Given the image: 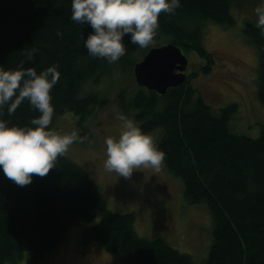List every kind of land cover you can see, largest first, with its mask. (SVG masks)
Masks as SVG:
<instances>
[{
    "label": "trees",
    "instance_id": "trees-1",
    "mask_svg": "<svg viewBox=\"0 0 264 264\" xmlns=\"http://www.w3.org/2000/svg\"><path fill=\"white\" fill-rule=\"evenodd\" d=\"M257 1L180 0L174 15L159 16L154 43L194 51L206 64L201 70L208 72L202 24L229 27L234 23L232 8ZM91 32L88 24L72 21L71 0H0V68L16 70L23 61L24 68L34 67L39 73L56 66L60 78L50 92V127L69 112L77 132L88 133L89 141L90 118L106 102L105 77L132 71L140 56L154 47L153 43L140 48L125 36L126 54L109 64L84 48ZM242 34L255 51L253 92L264 104V33L248 21ZM33 48L38 51L29 61L25 53ZM187 82L188 77L163 95L138 89L119 110L142 132L156 131L154 140L165 153L167 171L182 183L185 204H200L206 211L210 241L200 263L161 237L137 235L135 215L109 209L97 184L66 156L25 187L5 177L0 168V264H17L23 257L39 264L62 243L70 227L96 218L81 230L80 241L97 242L116 255V264H264V124L257 137L232 133L227 123L237 115V105L215 112L202 97H195ZM38 115L27 101L12 115L7 106L0 110V120L9 126H31ZM85 144L89 142L81 143Z\"/></svg>",
    "mask_w": 264,
    "mask_h": 264
},
{
    "label": "rangeland",
    "instance_id": "rangeland-1",
    "mask_svg": "<svg viewBox=\"0 0 264 264\" xmlns=\"http://www.w3.org/2000/svg\"><path fill=\"white\" fill-rule=\"evenodd\" d=\"M260 4H264V0L257 1V5L245 3L243 9L232 8L230 13L234 23L229 27L211 22L202 24L201 43L210 56L208 72L201 70L206 64L194 51H183L188 61L187 83L194 89L195 97H202L215 112L230 103L236 104L237 115L229 119V130L252 138L258 136L260 125L264 124V104L257 101L253 92L255 51L242 34V28L248 21L255 24L254 9ZM162 44L163 41L153 45L159 47ZM144 55L140 56V61ZM192 72L196 74L190 77ZM183 73L187 78L186 71ZM104 81L106 102L90 118V142L85 145L74 143L69 148L68 158L97 184L109 209L135 215L137 235L146 239L161 237L179 252L191 255L194 263H200L210 241L209 218L200 204H185L182 183L167 171L165 165L156 175L150 170L134 171L130 180L104 170L105 138L118 137L121 131V122L115 118L113 107L120 109L122 102L138 89L144 90L136 84L133 70L111 73ZM71 115L67 112L57 117L54 129L61 133L77 131ZM145 134L154 139L156 131ZM96 221L97 218L70 227L62 243L39 264H116V255L103 250L97 242L83 245L80 241L81 230ZM17 264L33 263L23 257Z\"/></svg>",
    "mask_w": 264,
    "mask_h": 264
},
{
    "label": "clouds",
    "instance_id": "clouds-1",
    "mask_svg": "<svg viewBox=\"0 0 264 264\" xmlns=\"http://www.w3.org/2000/svg\"><path fill=\"white\" fill-rule=\"evenodd\" d=\"M180 6V0H71V19L93 29L83 45L88 55L112 64L126 54L125 36L133 45L149 47L159 29V16L174 15ZM254 12L255 26L264 33V4L255 7ZM37 51H27V60L31 61ZM23 64L22 61L16 70L0 68V110L7 106L12 115L27 101L39 113L27 127L9 126L0 120V168L5 177L20 187L29 185L33 176H46L59 158L67 156L74 143L90 142L88 133H61L50 127L54 115L50 92L60 78L57 67L49 66L38 73L34 67L24 68ZM113 111L121 122V131L118 137L105 138L104 170L126 180L132 178L134 171L158 174L165 153L132 118L115 106Z\"/></svg>",
    "mask_w": 264,
    "mask_h": 264
},
{
    "label": "water",
    "instance_id": "water-1",
    "mask_svg": "<svg viewBox=\"0 0 264 264\" xmlns=\"http://www.w3.org/2000/svg\"><path fill=\"white\" fill-rule=\"evenodd\" d=\"M187 59L179 47L165 44L151 48L133 67L139 87L163 95L167 89L182 85Z\"/></svg>",
    "mask_w": 264,
    "mask_h": 264
},
{
    "label": "flooded vegetation",
    "instance_id": "flooded-vegetation-1",
    "mask_svg": "<svg viewBox=\"0 0 264 264\" xmlns=\"http://www.w3.org/2000/svg\"><path fill=\"white\" fill-rule=\"evenodd\" d=\"M187 71H188V70L186 69V76H187ZM187 77H188V76H187Z\"/></svg>",
    "mask_w": 264,
    "mask_h": 264
}]
</instances>
